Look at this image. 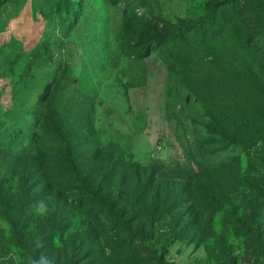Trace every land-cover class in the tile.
Masks as SVG:
<instances>
[{
  "label": "rangeland",
  "instance_id": "1",
  "mask_svg": "<svg viewBox=\"0 0 264 264\" xmlns=\"http://www.w3.org/2000/svg\"><path fill=\"white\" fill-rule=\"evenodd\" d=\"M42 258L264 264V0H0V264Z\"/></svg>",
  "mask_w": 264,
  "mask_h": 264
},
{
  "label": "trees",
  "instance_id": "2",
  "mask_svg": "<svg viewBox=\"0 0 264 264\" xmlns=\"http://www.w3.org/2000/svg\"><path fill=\"white\" fill-rule=\"evenodd\" d=\"M183 25L189 26L192 22L191 21H180ZM85 140V139H84ZM83 140V141H84ZM81 142V144H76V147L67 144L61 149H51L53 157H59L64 159V163L61 164V169L67 170L68 178H65L63 181L64 185H76L79 186L81 182L79 181L82 171H83V163L81 162L84 158V150H82V146H85V142ZM49 171V168L46 169ZM86 180V177L83 178V181ZM81 196L87 202H94L98 203L100 207H104L109 205L107 199H103V197L99 196V194L94 190L91 189L89 186H84L81 190ZM112 206H110L111 208Z\"/></svg>",
  "mask_w": 264,
  "mask_h": 264
},
{
  "label": "clouds",
  "instance_id": "3",
  "mask_svg": "<svg viewBox=\"0 0 264 264\" xmlns=\"http://www.w3.org/2000/svg\"><path fill=\"white\" fill-rule=\"evenodd\" d=\"M40 264H49V262H48L47 260H44V259L42 258Z\"/></svg>",
  "mask_w": 264,
  "mask_h": 264
}]
</instances>
